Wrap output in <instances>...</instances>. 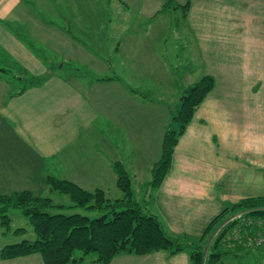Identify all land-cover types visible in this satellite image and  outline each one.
Listing matches in <instances>:
<instances>
[{"label":"crops","instance_id":"0c3cea01","mask_svg":"<svg viewBox=\"0 0 264 264\" xmlns=\"http://www.w3.org/2000/svg\"><path fill=\"white\" fill-rule=\"evenodd\" d=\"M59 2L60 0H0V55H12L18 64L27 66L30 74L36 77L47 75L45 81L33 84L18 94H10V89L7 92V85L0 84V120L4 121L9 129H14L16 138L32 149L35 158L43 163L44 168L53 165V170L60 169L59 171L64 173L76 171L61 164L65 163L64 157L67 153L76 163H82L85 170L95 173L96 179L105 185L108 180L114 178L113 172L116 174L113 162L123 157L126 167L132 166V170L142 181L145 191L141 199L148 200L150 210L161 218L171 232L187 233L190 238L201 235L209 222L223 211L225 205L233 204L242 197L264 196V0H190L184 20L185 26L192 33L199 50V55L196 56L202 60L201 76H213L215 87L197 108L185 133L180 137L171 168L157 188L148 187L146 182L151 178L153 164L161 155L162 140L173 106L169 102L171 96H149L148 88H143L140 83L135 86L128 79H123L122 75L116 72L118 68L113 61L114 56L109 58L106 53L96 56L105 61L106 67L114 73L104 75L103 71H98L97 66L102 67L100 61L91 58L82 61L88 70L99 72L90 74V71L86 73L84 70L86 75H94V79L75 81L68 73L62 76H48L55 65L50 59V62H45L43 58L46 57H40L33 48L36 42L21 32L22 26L29 28L25 25L29 24L25 23L28 21H23L22 17L25 12L55 11L56 7L53 6ZM165 2L161 0L153 10L158 12ZM67 3L69 4V1ZM64 10L67 11L66 8ZM50 21L53 22L52 19ZM63 22L70 27L67 19H63ZM47 23L48 20L41 18L40 26ZM135 24L134 22L133 25ZM64 26L62 31L70 35V31L68 33ZM131 38L136 40L137 36ZM25 40H29L30 44ZM102 46L105 48L104 44ZM155 48L161 55L160 47L156 45ZM70 58L72 57L64 55L65 60ZM128 59L132 61L135 58ZM58 61L57 58L54 60L55 63ZM50 64L53 65L51 70ZM70 64L72 65V62ZM60 65L65 68L67 63L61 62ZM129 66L130 64L126 68H130ZM163 66L172 79V69L168 67V62L163 60ZM77 69L82 70L80 67ZM126 70L129 75V69ZM3 74L6 75L4 72ZM160 74L163 73L158 75ZM161 77L162 79L153 77V83L157 85L155 88L165 91L166 94L168 89L159 82L168 80L169 84L171 81L166 79V76ZM56 80L60 81L55 83ZM98 84H104L100 86H103V93L107 96H103V93L95 88ZM105 100H110V103L116 105L108 109L107 117L102 115L98 107V111L94 110V107L91 109L103 116L100 120L103 119L104 122H98L100 136L107 131L103 125H108L112 131V139L103 136L112 147L109 150L93 152L90 155L91 162L81 158L83 150H80V155L75 150L73 157V150L68 149V145L78 133L74 127L78 123L76 114L81 112L83 115V125L94 126L96 120L86 119L88 114L91 115L89 107L97 103L103 107L102 102ZM138 102L153 107L154 116H151L150 112L148 116L133 115L134 111L131 109ZM55 115L57 120L54 122H59L58 130L53 129V125L57 128L53 123ZM112 118L123 129L127 140L134 141V144L137 142L138 154L134 145H122L124 148L120 151V146L114 141V129L118 126L113 123ZM140 118L146 119H143L140 126H135ZM157 126H160L161 132L156 135V142L153 139L152 144H145L144 141L152 140L148 137L153 136ZM66 127L69 128V136ZM60 131L63 138L58 137ZM60 155L64 157L61 158ZM8 165L11 169L14 167L12 163ZM67 176L64 178L80 180V177L74 175ZM115 183L117 184V174ZM183 252L187 251L172 256L166 251L145 255L123 253L107 264H190L188 252ZM256 253L251 252L255 254L254 263H246L248 259L240 258V255L228 257L223 264H241L242 261L237 262L239 260H245L246 264H264V256L257 257ZM0 264L44 262L41 255L35 253L3 259ZM77 264L100 263L85 261Z\"/></svg>","mask_w":264,"mask_h":264},{"label":"rangeland","instance_id":"374dc122","mask_svg":"<svg viewBox=\"0 0 264 264\" xmlns=\"http://www.w3.org/2000/svg\"><path fill=\"white\" fill-rule=\"evenodd\" d=\"M68 1L69 4L67 3ZM160 1L161 0H60L58 4L53 6L56 7L55 11L23 13L24 17H22V20L28 21L25 23L29 24L25 25L29 26V28L27 29V27L22 26L21 32L23 34H27L29 39H33V41L36 42L35 47L33 48H35V52L39 54L40 57H46L43 58L45 62H50L51 60V63H54L55 68L52 72L50 71L51 73H49L48 76L54 74L62 76L68 73L75 81L81 82L84 78H95L94 75H86L84 70H86V73L90 71V74H99L98 71H103L104 75L114 73L113 71H109L106 67L107 65L105 61L99 60V57L96 56L105 55L106 53L109 55V58L114 56L113 61L118 68V71L116 70V72H118L119 75H122L121 77L123 79H128L135 86L140 83L143 88H148L147 93H149V96H157L159 98L171 96V100L169 102L171 105H175L178 103L183 89L201 77L202 69L200 66L202 64V60L196 56L199 55L197 53L199 50L192 33L188 27L185 26V11L175 6L177 1L179 5L182 6L187 0H165L166 2L171 1V6L165 8L162 7V9L158 10V13L153 9L158 6ZM137 4L139 9H137ZM64 7L67 11L64 10ZM150 9L152 10L150 11ZM154 11L157 13H153ZM41 18L48 20L47 25L41 24L40 26ZM51 19L53 22L50 21ZM63 19H67L69 21V28L67 24L63 22ZM154 21H158L160 24ZM134 22L136 23L135 25H133ZM48 25L50 27H48ZM63 25H65L64 28L68 33L70 31V35H68L65 31H62ZM47 29L49 31H46ZM23 34L21 36L25 38ZM134 36H137L136 40L131 38ZM25 41L30 44L29 40ZM102 44L105 45V48ZM156 45L160 47L159 51H161V55L156 52ZM64 55H69L72 58L65 60ZM11 56L0 55V65L8 68L10 67V69H12V74L8 73V76L4 75L2 72L0 73V84H6L8 87L7 92L10 89V94H18V92H20L19 90L26 86L27 82L23 80L17 81V79L13 80V75H16L17 73L19 74L18 70L23 72L22 74H30L31 72H29L27 66L26 68L23 65L18 64L16 59H13ZM130 57H134L135 59L131 61V59H128ZM56 58L59 59V61L55 63L54 60H56ZM91 58L93 60L98 59L100 61L102 67L100 68L97 66L99 68L98 71L88 70V68L85 67L82 59L87 61V59L90 60ZM146 58L148 60H146ZM163 60L166 63L168 62V67L172 69V79L169 72L164 71L166 68L163 66ZM61 62L67 63V66L63 68L60 65ZM71 62L72 65L70 64ZM140 63L141 68H139ZM52 64L49 65L50 70L53 68ZM129 64L130 68H126ZM77 67L82 68L83 71L81 69H77ZM198 68H200L199 71ZM126 69H129V75L126 74ZM139 72L140 74L149 73V75H136V73ZM151 72L153 73L151 74ZM159 73L163 74L158 75ZM150 75H154L153 77L161 79V76H166V79L168 78L171 82L169 81L170 83L167 84L168 80L166 82L161 80L159 84L165 85L168 89L166 94L169 93L170 95H166L164 94L165 91L155 88L157 86L156 83H153L155 78ZM46 77L47 75H44L42 78L38 77V80L43 82ZM58 81L60 80H56L55 83ZM152 83L153 87L151 86ZM100 85L104 84H98L95 88L100 93H103V86ZM85 92L87 93V91ZM104 92H107V90H104ZM103 96H107L106 93H103ZM102 103L104 104L103 107L97 105L98 103L96 104L97 106L90 105L89 107L91 115L88 114L86 119L88 120V118H93V120H96V124L94 126H91L90 124L83 125V115L81 112L80 114H76L78 117V123L74 127L78 133L74 135L72 139L74 141L70 140V145H68V149L73 150V157L75 150H77L76 152H78L79 155L80 150H83L84 154L81 158L84 160H90V155L96 150L105 151L112 147V145L109 144V146L107 140L103 138V136L106 135L107 138L112 139V131L109 130L108 125H103V128L107 131L103 132L102 136H100L98 124L104 122L103 119L100 120L103 117L102 115L107 117L108 109L111 108L112 105H116L115 103H110V100H105ZM133 106L134 108L131 109L134 111L133 115L143 114L148 116L150 112L151 116H154L155 110L149 104L141 105L138 102V104H134ZM91 107H94V110H97L98 107L102 115L92 111ZM143 119L146 118H140L139 121L135 123V126H140ZM55 120H57L56 115L53 118V123L56 124L57 128L53 125V129L58 130V128H60L58 127L59 122H54ZM112 121L116 126H118V124L114 122V118H112ZM82 129L84 130L79 135V132ZM66 132L69 136L68 127H66ZM154 132L155 133H152L153 136L148 134V138H152V140L144 141L145 144H148L149 142L152 144L153 139L154 142H156V135L161 132L160 126H157ZM114 134L116 135V139H114V141L120 146V151H123V146L130 147L134 145L136 153L138 154L137 142L135 141L134 144V141L132 142L127 140L120 125L117 129H114ZM58 137H64L61 131L59 132ZM65 143L63 146L66 148ZM130 150L128 154L131 153ZM60 157L63 158L64 156L60 155ZM119 158L120 160L125 161L123 157ZM73 159L74 158L70 157L66 153L64 157L65 163H61L67 168L76 170L70 171V173L59 171V168V170H53V165H48V167L44 168L43 163L38 162L35 158V153L33 154L32 149L28 148L27 145L25 146L24 142H21L20 139L16 138L14 129H9L7 124L0 120V191L9 192L14 189L19 190L29 188L36 194L51 196L55 202H60L65 205L73 204L68 195L51 190L50 186L46 182V178L49 174H52L62 178L68 177L67 175H74L80 177V180H72L79 182L81 186L88 190H94L96 187H103L111 198L122 196V191L115 183L116 174L114 172V178L108 180L105 185H103L98 179H96L95 173L85 170L82 163H76ZM75 159L77 160V158ZM89 162H91V160ZM10 163L14 166L12 168L14 170H12L11 166L8 165ZM91 167L93 168V166ZM49 170L51 171L49 172ZM128 170L132 175L135 197L139 200L141 199V196L144 195L145 187L142 186V181L132 170V166L130 168L128 167ZM82 180L85 182L83 183ZM226 206H230V204L225 205V207ZM76 211L84 212L82 209H64V212L66 213ZM244 213L245 212L239 214V212H233V210L228 209L222 219H220L210 230L207 239H209L210 235L211 236L207 246L210 245L212 239L218 235L229 222L238 217H242ZM9 214L12 217L11 228L7 230L6 228L0 227V248L6 244L21 241L22 238H35V232L27 217L16 209H11ZM99 214V212L93 213L92 216ZM19 227H24L25 230L21 233H16L15 229ZM188 237L190 236L188 235ZM248 253L250 254L245 253L247 254L245 255L246 257L242 255L240 258H247L248 261L246 263L249 261H253L252 263H254L253 257H255V254H251V252ZM92 256L93 254H90L88 259ZM241 261V264H246L245 260H239L237 262Z\"/></svg>","mask_w":264,"mask_h":264},{"label":"trees","instance_id":"16d2710c","mask_svg":"<svg viewBox=\"0 0 264 264\" xmlns=\"http://www.w3.org/2000/svg\"><path fill=\"white\" fill-rule=\"evenodd\" d=\"M170 2L163 7L171 6ZM175 6L185 11V18L190 0L182 6L178 3ZM18 71L19 74L13 75V80L27 82L20 92L40 83L38 77ZM0 72L8 76V73L12 74V69L0 65ZM214 87L213 76H201L183 89L178 103L171 107L161 155L152 166L151 178L146 182L148 187L157 188L162 184L171 168L180 137ZM133 90L138 92L137 89ZM113 168L117 174V186L123 193L116 198H111L103 188L88 190L71 179L52 174L46 178L51 190L68 195L73 204L55 202L51 196L36 194L29 188L0 191V227L11 228L9 211L16 209L28 218L36 235L35 238H23L4 245L0 248V260L38 253L44 264H77L85 261L107 264L123 253L145 255L166 251L172 256L187 251L190 264H223L228 257L245 256L253 251L257 252V257L264 256V196L239 198L215 216L201 235L190 238L185 233L171 232L161 218L150 210L148 200L136 199L132 175L123 161H114ZM64 209H82L84 212L66 213ZM228 209L245 213L229 222L207 246L210 230ZM98 212L99 215L92 216ZM24 230V227H19L15 232ZM90 254L93 256L88 259Z\"/></svg>","mask_w":264,"mask_h":264},{"label":"built area","instance_id":"2783aa9c","mask_svg":"<svg viewBox=\"0 0 264 264\" xmlns=\"http://www.w3.org/2000/svg\"><path fill=\"white\" fill-rule=\"evenodd\" d=\"M239 214H241V213H239Z\"/></svg>","mask_w":264,"mask_h":264}]
</instances>
